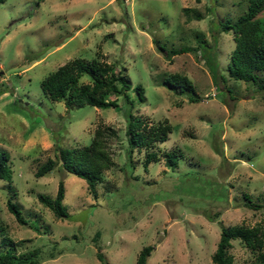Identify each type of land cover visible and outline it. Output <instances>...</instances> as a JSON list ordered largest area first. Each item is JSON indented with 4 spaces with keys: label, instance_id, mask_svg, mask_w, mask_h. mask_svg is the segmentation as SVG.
Returning <instances> with one entry per match:
<instances>
[{
    "label": "rangeland",
    "instance_id": "obj_1",
    "mask_svg": "<svg viewBox=\"0 0 264 264\" xmlns=\"http://www.w3.org/2000/svg\"><path fill=\"white\" fill-rule=\"evenodd\" d=\"M246 4L0 1V150L9 165L0 178V239L11 240L0 241V253L35 249L37 264H104L97 244L106 264H137L139 250L149 244L144 264H212L220 224L264 222V208L244 204L247 199L261 203L264 196V90L228 76L234 41L230 31L219 29L220 20H233ZM182 6L192 8L185 14ZM195 12L201 18L195 19ZM257 16L264 27V9ZM199 40L216 60L218 89ZM182 46L191 50L172 53ZM74 57L112 63L130 83L132 112L147 124L159 119L171 124L166 138L147 150H174L175 166L161 157L144 168V148H133L129 160L121 97H116L121 108L114 109L66 107L44 94L40 80ZM171 72L190 80L196 101L188 100L190 92L175 93L163 82ZM136 83L143 87V101L137 100ZM99 124L112 126L116 135L106 140L112 163L103 170L95 197L84 179L58 164L35 175L37 165L54 158L57 148L87 144ZM59 180L68 212L62 218L37 199L38 193L53 197ZM7 198L17 203L30 227L7 210ZM228 252L230 264L251 258L236 239Z\"/></svg>",
    "mask_w": 264,
    "mask_h": 264
},
{
    "label": "trees",
    "instance_id": "obj_2",
    "mask_svg": "<svg viewBox=\"0 0 264 264\" xmlns=\"http://www.w3.org/2000/svg\"><path fill=\"white\" fill-rule=\"evenodd\" d=\"M2 1V0H0ZM199 0H195L198 2ZM246 8L233 20L224 18L219 21L221 31H230L234 45L229 53V61L226 64L228 76L255 84L258 89L264 90V27L257 16V13L264 9V0H246ZM192 7L182 6L185 14ZM195 19L201 18L200 14H193ZM200 41V40H199ZM199 44L207 52V66L212 73L216 85L217 63L211 57L207 46ZM191 47L182 46L172 49V53L189 51ZM99 54V53H98ZM85 75L88 80L79 82V77ZM221 73H219V77ZM221 79V78H220ZM163 82L175 93L188 91L189 101H196L194 87L190 80L183 74L171 72L163 78ZM40 87L44 94L51 100H62L66 107L81 106L88 104L96 107H112L120 109L116 97H121L126 108L122 110L125 118L126 141L129 160L133 148H144L142 165L146 168L148 162L157 161L161 157L165 164L175 166L179 155L174 150L157 153L155 150H147L154 141H163L166 134L171 132L172 126L166 119H159L147 124L143 118L132 112L133 99L128 94L130 83L127 77L116 70L112 63L106 62L97 57L84 60L81 57H74L59 64L40 80ZM134 91L138 101L144 100L143 87L136 83ZM113 95L114 97H109ZM116 135L115 129L108 125H97L87 144L72 147L57 148L54 158L48 157L37 165L35 175L40 176L51 170L56 164L58 169L72 173L84 179L86 188L92 197L96 196V185L102 180V172L108 168L112 159L110 157L106 140ZM9 172L7 154L0 150V178H5ZM64 187L62 180L57 182L56 191L53 197L44 193H38L37 199L48 207L55 217H66L68 215L65 206L62 204ZM246 197V195H245ZM261 203H252L250 199L244 203L246 206L257 209L264 208V196L260 197ZM6 208L11 212L19 224L27 225L26 219L22 216L17 203L10 198L5 201ZM31 226V225H27ZM33 229L36 226L32 225ZM219 236L215 248L211 253L212 264H230L232 256L228 252L231 240L240 241L251 252V258L242 264H264V222L255 225H244L242 223L222 225L220 224ZM94 237H98L97 232ZM95 240V238H93ZM1 243H11L7 237L0 239ZM97 258L104 264L103 256L100 253L99 245L96 244ZM152 245H144L136 257L137 264H144L146 257L152 249ZM53 254L50 253V257ZM38 253L35 249L26 252L14 253L8 248L0 253V264H37Z\"/></svg>",
    "mask_w": 264,
    "mask_h": 264
}]
</instances>
